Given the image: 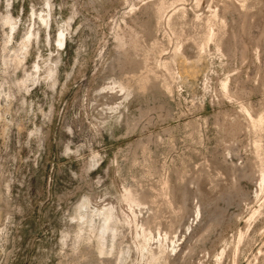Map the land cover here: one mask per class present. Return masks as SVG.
Wrapping results in <instances>:
<instances>
[{
    "label": "rangeland",
    "instance_id": "obj_1",
    "mask_svg": "<svg viewBox=\"0 0 264 264\" xmlns=\"http://www.w3.org/2000/svg\"><path fill=\"white\" fill-rule=\"evenodd\" d=\"M155 1L0 0V264H264V0Z\"/></svg>",
    "mask_w": 264,
    "mask_h": 264
},
{
    "label": "bare ground",
    "instance_id": "obj_2",
    "mask_svg": "<svg viewBox=\"0 0 264 264\" xmlns=\"http://www.w3.org/2000/svg\"><path fill=\"white\" fill-rule=\"evenodd\" d=\"M219 1H220V3H219V6L218 7H216L215 9L210 10L205 16H203V17L201 16L202 18H197V22L200 25V27L202 28L201 30L203 31V37H205V39H207L208 41L213 42V40L216 38V36H219L221 44L227 45V44H229V42L231 40V38H230L231 35H229V33L227 31V28H226V22H227V21L225 22L226 15L229 14L230 12L231 13L233 12L235 14H238L239 18H242V28H244L245 23H246V21H248V19H251V21L254 22L256 20L257 16L260 15L259 14V10L260 9H259L258 6H259L261 0H219ZM167 3L168 2L166 0H157V1L154 2L153 10H154V12H155L156 15L164 14L166 17H168L167 20L169 22V19H171L172 16H173V13L169 14V12L167 10L168 9V6H167L168 4ZM171 6H173V5H171ZM262 12L264 14V11H262ZM263 18H264V16H263ZM182 19H183V17H182ZM202 20H203V22H202ZM199 21L202 22V23H200ZM158 23H160V22H158ZM234 36H233V33H232V38ZM57 38H58V44L60 46H62V44H64V41H65V38H66L65 35H64V33H60L59 34V37H57ZM219 38H217V39H219ZM207 44H209V43H207ZM24 46H27V43H24ZM222 88L224 89V91L226 92V94L230 95V93L228 91V83L227 82H224L223 83V87ZM250 116H252V115H250ZM255 121L258 122V123H264V115L261 114L259 117L256 118ZM260 181H261V186H264V175L261 177V180ZM133 201L134 202H138V203L141 204V202L139 201V199L136 198V197H134V196H133ZM110 216H111V213L109 212L106 215L107 220L110 219ZM148 223H149V219H145V220L142 221V223L140 225V228H142L147 233V235H148L147 239L145 240L146 242H148L147 240L150 239V237H152V239L154 238V240L156 239V235H154L152 233V231L149 229V226H145ZM157 226H158V228H156V229H157V236H158V238H157L156 242L159 241V243L161 245V242H163V230L161 229V226L160 227H159V225H157ZM143 244H144V246L147 249L148 248L151 249L150 245L146 246L145 245L146 243H143ZM162 246H163V244H162ZM148 250H144V251H148ZM152 255H154V254H152ZM155 260H157V259H155Z\"/></svg>",
    "mask_w": 264,
    "mask_h": 264
}]
</instances>
